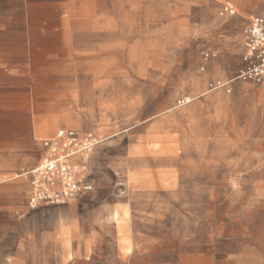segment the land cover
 Returning <instances> with one entry per match:
<instances>
[{
  "label": "crops",
  "instance_id": "1",
  "mask_svg": "<svg viewBox=\"0 0 264 264\" xmlns=\"http://www.w3.org/2000/svg\"><path fill=\"white\" fill-rule=\"evenodd\" d=\"M263 14L264 0H0V264H264V225L218 218L219 182H264V81L209 90ZM59 130L99 141L72 159L92 191L30 209L23 174Z\"/></svg>",
  "mask_w": 264,
  "mask_h": 264
},
{
  "label": "built area",
  "instance_id": "2",
  "mask_svg": "<svg viewBox=\"0 0 264 264\" xmlns=\"http://www.w3.org/2000/svg\"><path fill=\"white\" fill-rule=\"evenodd\" d=\"M222 13L233 15L227 7H223ZM243 35L240 67L229 81L209 84L210 91L224 90L229 94L231 83L240 81L258 85L264 81V14L252 17ZM216 56L213 51L200 53L203 62ZM187 103L186 99L179 100L176 106ZM98 142L90 133L79 134L72 130H59L50 139L42 141L45 151L42 162L23 174L30 186L28 207L34 209L41 204L72 201L91 192L92 185L87 182L85 167L73 163L72 159L90 153Z\"/></svg>",
  "mask_w": 264,
  "mask_h": 264
},
{
  "label": "rangeland",
  "instance_id": "3",
  "mask_svg": "<svg viewBox=\"0 0 264 264\" xmlns=\"http://www.w3.org/2000/svg\"><path fill=\"white\" fill-rule=\"evenodd\" d=\"M252 85L256 88L258 85ZM253 88V89H254ZM240 91L237 94H241ZM247 92V91H245ZM249 94L244 98L237 95L233 97L234 106V120L237 115L241 116L243 105L250 103L254 105L258 103V95L256 92H248ZM254 103V104H253ZM117 123V125H124V119H107ZM219 141H221V135H219ZM219 198H218V218L219 220H225L224 217L228 211H237L238 215L244 219L248 218L250 225H264V182L251 180L250 182H236L226 181L219 182ZM234 191L232 195L230 192ZM247 208V211L243 212L242 208ZM222 224V222H219Z\"/></svg>",
  "mask_w": 264,
  "mask_h": 264
}]
</instances>
